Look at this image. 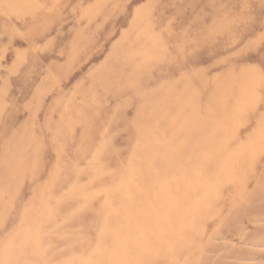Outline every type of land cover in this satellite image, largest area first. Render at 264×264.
<instances>
[{
	"label": "rangeland",
	"instance_id": "374dc122",
	"mask_svg": "<svg viewBox=\"0 0 264 264\" xmlns=\"http://www.w3.org/2000/svg\"><path fill=\"white\" fill-rule=\"evenodd\" d=\"M0 264H264V0H0Z\"/></svg>",
	"mask_w": 264,
	"mask_h": 264
}]
</instances>
